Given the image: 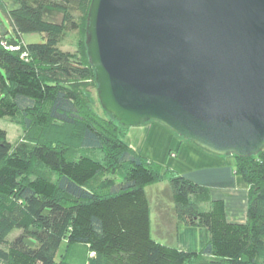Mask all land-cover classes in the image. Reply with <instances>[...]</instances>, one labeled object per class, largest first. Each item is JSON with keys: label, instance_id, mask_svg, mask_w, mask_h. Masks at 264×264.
I'll return each mask as SVG.
<instances>
[{"label": "trees", "instance_id": "obj_1", "mask_svg": "<svg viewBox=\"0 0 264 264\" xmlns=\"http://www.w3.org/2000/svg\"><path fill=\"white\" fill-rule=\"evenodd\" d=\"M90 1L0 0L13 31H0V118L23 132L11 143L0 128V264H79L55 260L63 241L86 245L82 264H186L200 256L205 264H264V151L230 156L248 186L246 219L236 223L208 187L130 147L129 127L98 112L85 46ZM70 32L73 52L62 49ZM30 33L44 42L24 43ZM165 177L173 217L198 230L197 251L150 234L144 188Z\"/></svg>", "mask_w": 264, "mask_h": 264}, {"label": "water", "instance_id": "obj_2", "mask_svg": "<svg viewBox=\"0 0 264 264\" xmlns=\"http://www.w3.org/2000/svg\"><path fill=\"white\" fill-rule=\"evenodd\" d=\"M101 108L219 156L264 151V0H91Z\"/></svg>", "mask_w": 264, "mask_h": 264}, {"label": "crops", "instance_id": "obj_3", "mask_svg": "<svg viewBox=\"0 0 264 264\" xmlns=\"http://www.w3.org/2000/svg\"><path fill=\"white\" fill-rule=\"evenodd\" d=\"M129 128L139 131L137 134L142 130L140 136L136 135L138 137L136 146L132 144L131 146L128 142L130 129L124 139L135 151L152 161L163 163L179 175L208 187L211 199L224 200L228 221L245 222L248 186L234 173L232 157L208 153L193 143L182 140L158 122H148ZM170 152L175 156H170ZM190 234L192 240L181 244L180 249L197 251L196 235L193 232Z\"/></svg>", "mask_w": 264, "mask_h": 264}, {"label": "rangeland", "instance_id": "obj_4", "mask_svg": "<svg viewBox=\"0 0 264 264\" xmlns=\"http://www.w3.org/2000/svg\"><path fill=\"white\" fill-rule=\"evenodd\" d=\"M48 16L49 18L53 17V19L56 21H59L60 19V15L57 14L56 12H51V14H48ZM0 31H7L8 34L6 36L13 34L11 25L7 17L2 13L1 10H0ZM21 39L24 43H41L44 42L45 40L44 35L39 33L23 34L21 36ZM76 48H77V33L70 32L67 34L66 38L62 43V49L73 52L76 50ZM97 106H98V112L101 113L102 110L100 108L99 103H97ZM148 122H155V121H148ZM0 128L4 129L7 132V138L11 143H14L17 140L23 138V132L19 128V126L11 122L7 117L0 118ZM129 129L130 128H128V130ZM129 131H130L129 133L130 139H128V142L130 145L132 144L136 146L138 144L137 142L138 137L136 135L139 134L140 136L142 130L140 131L141 133L138 134L137 132L139 131H135L132 129H130ZM170 156H175V154L171 152ZM160 164L162 165L163 169L166 167L163 165V163ZM144 189L150 204V234L152 238L162 244L178 247L180 249L181 244L184 245L185 242L192 240V235L190 233L193 232L196 235L197 243H198V230L196 228L185 226L181 221H178L173 217L172 211L170 210V208L172 207V202L169 199V196L167 195V191H168L167 178L165 177L160 181L147 185L145 186ZM166 216H168L167 219ZM17 234H18V230H15L10 234L9 238H12ZM87 252L88 249L86 245L82 243L68 245L66 241H63L57 251L55 260L57 262L64 260L65 262H69V263L82 264L87 261V255H88ZM205 259H206L205 256H200L199 257L200 261H198L197 259L192 262H187L186 264H205L203 262V260Z\"/></svg>", "mask_w": 264, "mask_h": 264}]
</instances>
